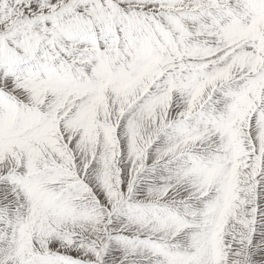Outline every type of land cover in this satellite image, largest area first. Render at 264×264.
Returning a JSON list of instances; mask_svg holds the SVG:
<instances>
[{
  "label": "snow or ice",
  "instance_id": "obj_1",
  "mask_svg": "<svg viewBox=\"0 0 264 264\" xmlns=\"http://www.w3.org/2000/svg\"><path fill=\"white\" fill-rule=\"evenodd\" d=\"M0 264H264V0H0Z\"/></svg>",
  "mask_w": 264,
  "mask_h": 264
}]
</instances>
